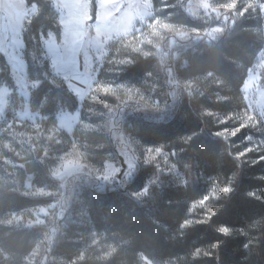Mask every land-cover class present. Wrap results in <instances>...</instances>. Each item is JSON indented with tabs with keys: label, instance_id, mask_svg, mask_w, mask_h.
I'll return each instance as SVG.
<instances>
[{
	"label": "trees",
	"instance_id": "16d2710c",
	"mask_svg": "<svg viewBox=\"0 0 264 264\" xmlns=\"http://www.w3.org/2000/svg\"><path fill=\"white\" fill-rule=\"evenodd\" d=\"M26 1L37 5L24 26L28 75L39 81L31 91L30 104L54 122L60 106L75 110L78 105L66 82L52 73L42 44L49 31L60 38L59 15L52 0ZM152 2L157 16L177 26L204 30L210 23L207 14L193 16L187 0ZM96 9L97 0H92L93 17ZM224 16L228 20L221 34L193 39L179 49L176 60L167 54L170 65L161 63L163 55L160 59L123 54L132 58L120 74L123 81L138 83L147 73H158L165 92L171 88L165 80L170 66L180 81L179 98L170 114L155 118L143 110L126 113L123 129L146 145L174 151L182 176L160 172L146 193L133 196L156 174L151 165L139 164L136 174L127 176L125 182L117 178L102 188H76V196L57 218L56 223L62 224L52 246L54 257L71 264H141L143 256L170 264H264V126L244 125L242 92L264 46V20L258 7L241 2ZM213 17V22L221 21ZM0 80L12 88L13 96L18 95L1 52ZM165 96L170 100V94ZM83 138L96 145L104 143L105 152L116 151L104 130ZM20 161L24 164L16 166L15 173L7 174L0 167V264L24 263L42 236L39 226L6 222L11 213L41 202L24 192L28 176L37 186L59 187L43 161L33 156ZM213 187L224 190L215 199L218 210L192 220L193 202L206 197ZM83 205L86 214L79 218L76 213ZM91 231L96 232L98 242H93ZM103 242L109 249L99 248Z\"/></svg>",
	"mask_w": 264,
	"mask_h": 264
},
{
	"label": "rangeland",
	"instance_id": "374dc122",
	"mask_svg": "<svg viewBox=\"0 0 264 264\" xmlns=\"http://www.w3.org/2000/svg\"><path fill=\"white\" fill-rule=\"evenodd\" d=\"M91 1L52 0L59 15L61 35L58 38L49 31L43 37L45 56L50 60L54 76L66 82L78 102L75 110L60 106L53 122L30 104L31 91L39 81L28 75L24 26L36 13L37 5H29L25 0H2L14 21L6 14L0 15V25L3 24L0 52L9 64L18 95L13 96L12 88L0 80V165L4 166L0 167L7 174L15 173L16 166L24 164L20 160L33 156L48 166L49 175L59 184L57 189L37 186L29 175L24 192L41 202L13 212L6 219L8 223L42 229L41 238L22 264H71L54 257L51 251L62 224L56 223L57 218L76 196V188L85 185L102 188L117 178L125 182L127 176L136 174L139 164L151 165L156 174L133 196L146 193L160 172L182 176L174 151L162 145H146L123 129L128 113L143 110L146 116L152 114L155 118L170 114L179 98L180 81L171 66L165 77L171 88L165 92L160 88L158 73H147L138 83L123 81L120 74L132 62L131 57L123 54L139 53L144 58L157 56L160 59L163 55L161 63L170 65L167 54L176 60L179 49L193 39L221 34L228 20V16L222 17V14L232 10L237 2L258 7L264 20V0H229L222 5H219L220 0H187L193 16L207 14L211 18L204 30H190L157 16L152 0H97L94 17ZM213 15L221 21L213 22ZM242 92L244 125L264 126V46L248 71ZM164 94H170V100ZM102 130L110 135L114 153L103 151L107 147L104 143L96 145L83 138L90 132ZM226 132L235 134L236 131ZM223 191L213 187L206 197L193 202L192 220H200L210 211L218 210L215 199ZM85 214L83 205L76 216L80 218ZM91 234L95 238L93 242H98L96 232L91 231ZM99 248L109 249L106 242ZM141 264L170 263L155 262L143 256Z\"/></svg>",
	"mask_w": 264,
	"mask_h": 264
},
{
	"label": "crops",
	"instance_id": "0c3cea01",
	"mask_svg": "<svg viewBox=\"0 0 264 264\" xmlns=\"http://www.w3.org/2000/svg\"><path fill=\"white\" fill-rule=\"evenodd\" d=\"M25 3H27L26 0H25ZM4 14H6V17L7 18L12 19L11 14L10 13H7L6 6L4 5V3L2 2V0H0V15L3 17ZM2 29H3V24L0 25V30H2Z\"/></svg>",
	"mask_w": 264,
	"mask_h": 264
},
{
	"label": "built area",
	"instance_id": "2783aa9c",
	"mask_svg": "<svg viewBox=\"0 0 264 264\" xmlns=\"http://www.w3.org/2000/svg\"><path fill=\"white\" fill-rule=\"evenodd\" d=\"M62 214H63V212H61V213L59 214V217H61V216H62Z\"/></svg>",
	"mask_w": 264,
	"mask_h": 264
}]
</instances>
